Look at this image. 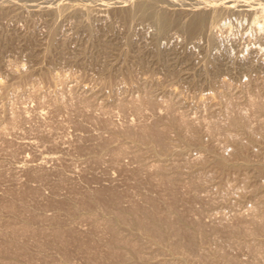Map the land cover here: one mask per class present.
Instances as JSON below:
<instances>
[{
    "label": "rangeland",
    "instance_id": "374dc122",
    "mask_svg": "<svg viewBox=\"0 0 264 264\" xmlns=\"http://www.w3.org/2000/svg\"><path fill=\"white\" fill-rule=\"evenodd\" d=\"M263 20L0 0V264H264Z\"/></svg>",
    "mask_w": 264,
    "mask_h": 264
},
{
    "label": "bare ground",
    "instance_id": "6f19581e",
    "mask_svg": "<svg viewBox=\"0 0 264 264\" xmlns=\"http://www.w3.org/2000/svg\"><path fill=\"white\" fill-rule=\"evenodd\" d=\"M73 4H74V3H73ZM69 8H70V7H69ZM260 11H261V10H260ZM262 15H263V14H262ZM262 15H261V16H262ZM198 17H199V16H198ZM259 19H260V18H259ZM173 21H174V20H173ZM263 21H264V20H263ZM262 23H263V22H262ZM262 26H263V25H262ZM221 29H222V28H221ZM261 29H262V28H261Z\"/></svg>",
    "mask_w": 264,
    "mask_h": 264
}]
</instances>
